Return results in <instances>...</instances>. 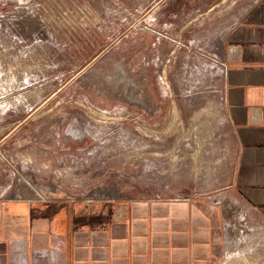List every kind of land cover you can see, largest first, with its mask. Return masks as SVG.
<instances>
[{"label": "rangeland", "instance_id": "rangeland-1", "mask_svg": "<svg viewBox=\"0 0 264 264\" xmlns=\"http://www.w3.org/2000/svg\"><path fill=\"white\" fill-rule=\"evenodd\" d=\"M261 1L0 0V191L26 174L85 200L209 197L212 264H264L216 53Z\"/></svg>", "mask_w": 264, "mask_h": 264}, {"label": "crops", "instance_id": "crops-1", "mask_svg": "<svg viewBox=\"0 0 264 264\" xmlns=\"http://www.w3.org/2000/svg\"><path fill=\"white\" fill-rule=\"evenodd\" d=\"M216 49L237 141L232 189L252 221H264V0L216 39ZM12 185L0 191V264L37 246H60L66 264L213 262L222 212L212 198L38 200L13 194Z\"/></svg>", "mask_w": 264, "mask_h": 264}, {"label": "built area", "instance_id": "built-area-1", "mask_svg": "<svg viewBox=\"0 0 264 264\" xmlns=\"http://www.w3.org/2000/svg\"><path fill=\"white\" fill-rule=\"evenodd\" d=\"M60 254V246H37L30 254L21 247L14 256V264H66Z\"/></svg>", "mask_w": 264, "mask_h": 264}, {"label": "flooded vegetation", "instance_id": "flooded-vegetation-1", "mask_svg": "<svg viewBox=\"0 0 264 264\" xmlns=\"http://www.w3.org/2000/svg\"><path fill=\"white\" fill-rule=\"evenodd\" d=\"M26 177H28V175L24 174L23 176H20L19 179L20 181L22 180V182H20L18 184V189H14V193L18 195L19 197H27V198H32V199H45L47 196H51V195H58L60 197H62V195H60L59 193H56V190L49 188L47 185H33V183L31 184V181H26ZM24 180H23V179ZM28 184V185H27ZM29 186V188H28ZM67 197V196H66ZM43 242L47 241V237L46 235H39L38 236ZM16 240H21V239H16ZM21 241H25V239H22Z\"/></svg>", "mask_w": 264, "mask_h": 264}, {"label": "bare ground", "instance_id": "bare-ground-1", "mask_svg": "<svg viewBox=\"0 0 264 264\" xmlns=\"http://www.w3.org/2000/svg\"><path fill=\"white\" fill-rule=\"evenodd\" d=\"M2 84L0 83V89L2 88ZM5 88V87H4ZM8 89V88H7ZM2 93V92H1ZM3 104L2 102H0V105ZM176 112V111H175ZM199 132V131H198ZM248 236H244V239L247 238Z\"/></svg>", "mask_w": 264, "mask_h": 264}]
</instances>
